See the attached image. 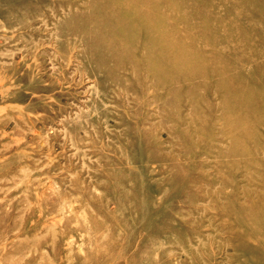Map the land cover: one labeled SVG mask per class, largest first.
<instances>
[{"label": "rangeland", "instance_id": "rangeland-1", "mask_svg": "<svg viewBox=\"0 0 264 264\" xmlns=\"http://www.w3.org/2000/svg\"><path fill=\"white\" fill-rule=\"evenodd\" d=\"M0 264H264V0H0Z\"/></svg>", "mask_w": 264, "mask_h": 264}, {"label": "bare ground", "instance_id": "bare-ground-1", "mask_svg": "<svg viewBox=\"0 0 264 264\" xmlns=\"http://www.w3.org/2000/svg\"><path fill=\"white\" fill-rule=\"evenodd\" d=\"M161 3V2H160ZM228 6V5H227ZM233 8V7H232ZM231 8V9H232ZM224 9V8H223ZM234 9H235V7H234ZM230 10V9H229ZM147 12V11H146ZM224 15H226V14H224ZM240 20V19H239ZM227 23V22H226ZM244 23V22H243ZM246 24V23H245ZM230 28V27H229ZM233 30V29H232ZM228 31V30H227ZM233 31H235V30H233ZM228 34V33H227ZM236 34V33H235ZM236 42V41H235ZM71 50V49H70ZM5 129V128H4Z\"/></svg>", "mask_w": 264, "mask_h": 264}]
</instances>
